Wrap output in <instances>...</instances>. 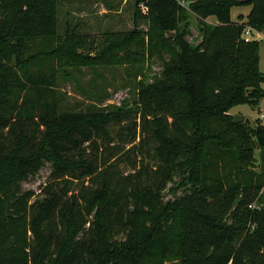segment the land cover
I'll list each match as a JSON object with an SVG mask.
<instances>
[{
    "label": "trees",
    "instance_id": "1",
    "mask_svg": "<svg viewBox=\"0 0 264 264\" xmlns=\"http://www.w3.org/2000/svg\"><path fill=\"white\" fill-rule=\"evenodd\" d=\"M59 1L0 0V264H264V123L230 112L264 98L260 41L243 36L264 33V0H135L149 51L139 29L66 36L107 65L166 49L134 115L40 109L55 72L20 52L57 34ZM235 5H252L246 19L232 20ZM122 143L144 156L130 171ZM44 167L40 191L24 188Z\"/></svg>",
    "mask_w": 264,
    "mask_h": 264
},
{
    "label": "rangeland",
    "instance_id": "2",
    "mask_svg": "<svg viewBox=\"0 0 264 264\" xmlns=\"http://www.w3.org/2000/svg\"><path fill=\"white\" fill-rule=\"evenodd\" d=\"M251 7L252 5L233 6L231 8L232 20H239L241 15L246 19ZM190 14L196 21L215 22L213 17H206L203 13L191 11ZM57 15V34L52 37L32 38L20 52L22 59L31 56L39 58L43 54L46 55V59H39L42 60L40 63L45 64L44 68H50L52 72H55L53 93L40 109L52 110L55 107L59 113L116 110L120 107L126 108L127 111L140 109L136 101L140 81L145 78L151 81L152 77L162 72L165 65L163 58H170L166 49L161 50L160 53L155 50H153V54L147 52L141 61L136 63L107 65L87 58L86 56L95 55L87 49L88 46L74 49V47L65 45L64 41L66 36L77 34H88L92 38L101 40L102 36L105 38L108 32H128L139 29L146 33L145 51H149L153 43L149 37L151 23L145 18L135 15V0L71 2L60 0ZM190 32L189 39L193 42L197 41L198 32L194 23ZM260 33L255 31L252 37L260 41L259 69L264 72V35ZM53 48L61 61L54 59L55 57L51 58ZM73 49L83 57L73 58L71 54ZM261 87L264 88V83L261 84ZM230 112L233 115H242L244 119L248 118L252 123L257 119L264 123V98L260 99L257 106H252L249 103L238 104L233 106ZM135 113L130 111L131 115ZM131 145L121 144L123 146L121 153L124 158L121 167L124 171L132 170L131 161H136L140 165L138 161L144 157L142 154L132 151ZM257 162L261 163V159L258 158ZM48 175L49 169L44 167L36 177L23 182V187L38 193L41 186L47 181ZM170 194L167 193L166 198H172ZM166 264H176V262L168 261Z\"/></svg>",
    "mask_w": 264,
    "mask_h": 264
},
{
    "label": "built area",
    "instance_id": "3",
    "mask_svg": "<svg viewBox=\"0 0 264 264\" xmlns=\"http://www.w3.org/2000/svg\"><path fill=\"white\" fill-rule=\"evenodd\" d=\"M180 2L182 4H185L186 3L185 0H180ZM141 8H142L143 12H147L148 11V7H147V5L144 2L141 3ZM253 32H255V29H253L252 27L248 26L245 29L244 34H243L244 38L247 41L253 39L254 38V37H252Z\"/></svg>",
    "mask_w": 264,
    "mask_h": 264
},
{
    "label": "water",
    "instance_id": "4",
    "mask_svg": "<svg viewBox=\"0 0 264 264\" xmlns=\"http://www.w3.org/2000/svg\"><path fill=\"white\" fill-rule=\"evenodd\" d=\"M244 1H248V0H244ZM171 35L174 36L175 33L172 32ZM249 90H250V89H248L247 91H249ZM234 121H235V122L245 121V122H247V123H251V124H252V122H251L250 119H248V118H245V119H244V117H243L242 115H239V114H237V115L234 116Z\"/></svg>",
    "mask_w": 264,
    "mask_h": 264
},
{
    "label": "crops",
    "instance_id": "5",
    "mask_svg": "<svg viewBox=\"0 0 264 264\" xmlns=\"http://www.w3.org/2000/svg\"><path fill=\"white\" fill-rule=\"evenodd\" d=\"M260 34H263L264 35V33H260Z\"/></svg>",
    "mask_w": 264,
    "mask_h": 264
}]
</instances>
